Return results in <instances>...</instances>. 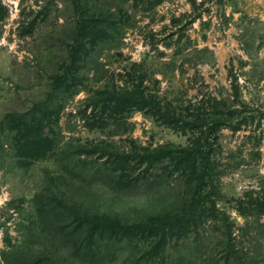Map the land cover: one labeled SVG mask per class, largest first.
<instances>
[{
	"label": "rangeland",
	"instance_id": "rangeland-1",
	"mask_svg": "<svg viewBox=\"0 0 264 264\" xmlns=\"http://www.w3.org/2000/svg\"><path fill=\"white\" fill-rule=\"evenodd\" d=\"M156 1L108 0L96 5L95 9L121 12L127 25L121 39L93 54L80 71V93L59 122L62 146L69 151L103 142L120 150L130 142L151 149L190 146L200 132L169 127L143 112L133 113L127 132L115 136L90 130L77 116L93 91L131 86L137 77H144L146 89L188 120L199 113L232 110V124L240 131L227 125L216 134L221 172L217 204L243 226L237 206L264 199V0H164L154 7ZM2 5L6 12L0 22V121L46 99L53 77L68 62L79 27L74 0H2ZM6 154L0 156V256L9 250L7 242L20 244L15 226L30 212L34 196L47 189L89 215L127 222L174 210L184 197V181L178 174L116 191L81 178L75 169L69 171L75 158L64 161L54 155L19 167ZM23 199L26 203L18 211L8 206ZM33 248L66 258V264H78L54 240L36 242Z\"/></svg>",
	"mask_w": 264,
	"mask_h": 264
},
{
	"label": "trees",
	"instance_id": "trees-1",
	"mask_svg": "<svg viewBox=\"0 0 264 264\" xmlns=\"http://www.w3.org/2000/svg\"><path fill=\"white\" fill-rule=\"evenodd\" d=\"M163 1L157 0L153 6ZM107 2L74 0L79 27L68 62L53 77L45 100L25 113H8L0 121V156L6 152L19 167H30L54 155L64 161L75 158L69 171L75 169L81 178L95 179L116 191L134 190L178 174L185 186L182 202L174 210L127 222L89 215L46 188L34 196L28 215L20 216L15 230L21 242L13 246L7 242L9 250L1 253V263L66 264V258H54L48 251L33 248L36 242L54 240L69 250L67 258L78 264H111L120 259L122 264H264V199L237 206V213L245 220L243 226H237L217 204L221 172L215 156L216 134L227 125L240 131L232 124V110L199 113L188 120L146 89L144 77H137L131 86L93 91L78 108L77 116L90 130L115 136L127 132L133 113L143 112L169 127L200 132L190 146L151 149L130 142L120 150L103 142L73 151L62 146L59 122L69 102L80 93V71L93 54L121 39L127 25L121 12L111 7L95 9ZM5 12L0 0V22ZM163 163L166 166L161 169ZM25 203L23 199L8 206L18 211ZM209 229L218 238L208 234Z\"/></svg>",
	"mask_w": 264,
	"mask_h": 264
},
{
	"label": "water",
	"instance_id": "water-1",
	"mask_svg": "<svg viewBox=\"0 0 264 264\" xmlns=\"http://www.w3.org/2000/svg\"><path fill=\"white\" fill-rule=\"evenodd\" d=\"M1 246H2V245H1V242H0V248H1Z\"/></svg>",
	"mask_w": 264,
	"mask_h": 264
}]
</instances>
